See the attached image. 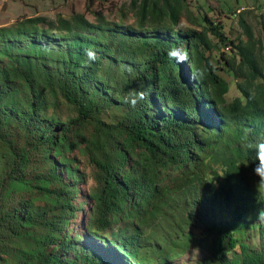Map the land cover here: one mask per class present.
Wrapping results in <instances>:
<instances>
[{
	"label": "trees",
	"instance_id": "obj_1",
	"mask_svg": "<svg viewBox=\"0 0 264 264\" xmlns=\"http://www.w3.org/2000/svg\"><path fill=\"white\" fill-rule=\"evenodd\" d=\"M128 11L131 24L93 12V22L73 13L0 27V141L12 157L0 179V264H115L68 230L75 149L94 171L87 233L123 263L171 264L209 241L217 264H264V250L236 236L257 230L264 241V185L252 171L264 143L262 42L242 15L246 39L228 41L187 0H129ZM209 35L230 51L218 63L235 80L231 101ZM58 95L74 118L46 116ZM111 110L120 114L106 122Z\"/></svg>",
	"mask_w": 264,
	"mask_h": 264
},
{
	"label": "rangeland",
	"instance_id": "obj_2",
	"mask_svg": "<svg viewBox=\"0 0 264 264\" xmlns=\"http://www.w3.org/2000/svg\"><path fill=\"white\" fill-rule=\"evenodd\" d=\"M190 12L195 14L196 18L206 16L214 23L221 25L222 33L228 41L243 39L242 28L239 25L240 15L247 22L254 36L262 42L264 48V0H187ZM129 0H0V27H7L16 22L32 17H42L47 21L54 22L58 17L69 18L73 13L83 14L86 19L93 22V12H101V16L106 21L117 22L122 15H125L122 21L125 24L133 22L132 16L128 11ZM181 23L186 25L184 20ZM191 28L197 26L188 24ZM45 27V25H43ZM209 39L214 44L215 48L206 55L218 67L219 76L228 84L229 91L226 95V100L239 97L236 90L235 80L232 75L223 69L222 63H218L220 53L225 56L230 55V51L226 52L224 45L219 43L217 39L209 35ZM120 112L118 110L107 111L102 115L106 122H114ZM46 116H56L61 121H66L76 116L75 111L66 104V102L58 95L56 105H51ZM89 131L86 132L88 134ZM71 160V165L77 170L76 193L73 199L75 213L71 217L68 230L70 235L79 236L75 240L79 246H85L93 249L95 252L102 255L104 258L112 261L115 264L123 263L107 246L100 243L97 238H92L87 233L86 227L91 217L89 193L94 187L93 167L89 164L87 157L82 155L77 149L67 155ZM12 157L4 144L0 141V179L9 171ZM46 169V164L43 171ZM37 171L34 164L29 170L30 176H33ZM62 180L65 184L71 183V178L65 173L62 174ZM39 204V202H36ZM257 223L258 221L255 220ZM205 225L193 226L192 231L198 237L206 235ZM239 240L249 246L250 250H264V241L260 239L257 230L246 231L241 234ZM209 241L201 246L193 245L181 257L175 259L171 264H198L204 260L211 259V264H217L208 248ZM235 254H239V247L233 251L226 252L225 258L228 260L236 258ZM10 264V263H9Z\"/></svg>",
	"mask_w": 264,
	"mask_h": 264
},
{
	"label": "clouds",
	"instance_id": "obj_3",
	"mask_svg": "<svg viewBox=\"0 0 264 264\" xmlns=\"http://www.w3.org/2000/svg\"><path fill=\"white\" fill-rule=\"evenodd\" d=\"M86 55L88 56L89 60L96 59V53L91 49L86 52ZM143 99H145V93L140 91L132 93L130 97L126 99V102L131 103V105L134 107L139 100ZM256 154L257 163L253 166L252 171L255 176L259 177L258 184L264 185V143L257 145ZM261 218H264V216H261Z\"/></svg>",
	"mask_w": 264,
	"mask_h": 264
}]
</instances>
